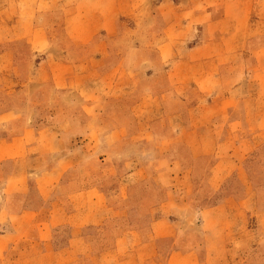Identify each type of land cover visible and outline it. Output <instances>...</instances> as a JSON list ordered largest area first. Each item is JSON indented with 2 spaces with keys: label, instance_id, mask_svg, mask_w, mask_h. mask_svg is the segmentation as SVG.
<instances>
[{
  "label": "crops",
  "instance_id": "0c3cea01",
  "mask_svg": "<svg viewBox=\"0 0 264 264\" xmlns=\"http://www.w3.org/2000/svg\"><path fill=\"white\" fill-rule=\"evenodd\" d=\"M8 1L1 12L23 18L0 23V45L15 46V55L0 52V264H111L110 258L115 264H264V212L240 166L222 152L236 138L229 127L248 122L231 120L228 98L221 112L213 109L217 87L242 83L228 78L237 72H226L225 36L207 39L219 52L205 54L196 38L185 48L177 36L173 47L181 55L167 60L161 52L157 68L123 71L134 81L128 91L117 83L124 55L115 67L106 66L124 43L120 12L98 14L91 38L85 20L70 21L62 10L64 33L55 48L57 38L47 37L48 26L33 8ZM241 28L234 54L245 50L246 17ZM261 53L253 55L256 61ZM39 57L35 68L24 70L23 61ZM67 57L70 62L57 61ZM254 77L259 92V65ZM27 82L35 86L25 88ZM258 98L251 115L261 118ZM219 126L222 133L226 128L221 137ZM159 141L180 144L153 150ZM231 173L243 191L199 206ZM107 181L110 193L101 189ZM135 190L147 199L133 201ZM109 220L148 224L118 230L110 255L96 256L82 232L99 231ZM61 231L66 239L57 247Z\"/></svg>",
  "mask_w": 264,
  "mask_h": 264
},
{
  "label": "rangeland",
  "instance_id": "374dc122",
  "mask_svg": "<svg viewBox=\"0 0 264 264\" xmlns=\"http://www.w3.org/2000/svg\"><path fill=\"white\" fill-rule=\"evenodd\" d=\"M8 0H0V7L4 2ZM23 2L22 5L32 7V12L35 14V18L38 22L45 23L48 28L46 29V35L49 38H57L53 40V43L60 45V37L63 36L64 31L61 22V11L64 10L68 15L67 19L70 21L82 19L87 23V28L92 37H96L97 28L96 23L97 15L104 14L109 15L112 12H120L121 18L119 19V32L124 39V43L119 45V49H115V54L118 51V55L106 62L108 68L115 67L118 61V57L124 55V60L121 62V76L118 78L119 84L126 87L128 91H131L132 84H134L129 77L123 74V71L139 70L140 68L146 69L149 66L157 68V55L163 52L165 59L169 60L175 56L181 55L177 53V48L173 46V41L179 37L184 40L185 48L194 44L195 40L199 44L198 49L200 54L207 52L217 53L219 50L215 47H207V39L225 36L226 43L224 44L230 55L229 65L230 68L226 72L235 70L237 74L235 77L230 78L233 80L232 84H236L240 80L242 83L236 86L230 87L219 86L215 91V103L213 109L215 113L221 112L225 109L227 102V111H229L232 121H241L246 118V122L243 126L232 124L229 127L230 139L223 148L222 152H228L232 155L230 159L233 160L232 165L240 166L241 178L244 182L252 187L253 194L258 196V204L261 211L264 212V89H260L259 92L254 91L256 88L257 78L256 74L257 66L259 65L261 71L264 72V26L261 22H264V0H18ZM10 2V1H8ZM116 7V9H115ZM26 9V8H24ZM191 9H194L192 12ZM57 13V14H56ZM18 16L19 19L23 18V14H15L11 12L3 13L0 10V23L7 21L10 17ZM225 17V20L216 24H211L214 20ZM246 17V24H249L250 29L247 30V37L245 38V50L241 53L235 51L237 48V40H241L243 28L241 23L243 18ZM262 26V27H261ZM183 27L188 31H184ZM182 29V33L178 35V30ZM190 30V31H189ZM180 31V30H179ZM185 32V33H184ZM43 36L42 32H39ZM185 34V35H183ZM192 38V39H191ZM220 48V46H218ZM25 51V49H24ZM0 52H8L15 55V46L9 44L7 46L0 45ZM54 52V50H53ZM261 58L256 61L253 55ZM175 55V56H174ZM72 58V57H71ZM71 58L67 57L65 60H57L65 63L67 60L70 62ZM41 61V57L23 61L22 65L30 70L36 67V64ZM57 63V62H56ZM53 69L58 68L54 63H51ZM148 64H151L147 66ZM167 64V63H166ZM34 65V66H33ZM39 78L33 77L32 80H38ZM228 80V81H230ZM56 81V80H55ZM53 81V84L55 83ZM41 83V82H40ZM50 83V82H49ZM35 83H24L25 88L28 85ZM24 87V86H23ZM229 96V97H228ZM231 96V97H230ZM258 98V104H260V110L262 117H253L251 113V106L254 105V98ZM206 95L201 94L200 100H205ZM193 100V99H192ZM245 104V105H244ZM255 120V122H253ZM252 121V122H251ZM219 137L226 132L224 127V133H222L221 126L218 131ZM154 149H166V147H172L179 145V142L159 141L152 142ZM172 143V144H170ZM170 144V145H169ZM207 148V146H203ZM139 150L134 148L132 151L134 154ZM125 152V151H124ZM140 160L138 159V163ZM204 162V161H203ZM204 164V163H201ZM92 166V165H91ZM240 179L237 174L231 173L224 184L222 190L216 195L206 194L204 199L200 200L199 206H207L210 203L218 201L222 196L233 195L238 196L243 190L239 185ZM106 183V184H105ZM110 182H104L101 189L107 193L111 190ZM133 201L140 202L146 200L142 190H135ZM257 200V199H256ZM148 206L138 209V212L149 210ZM142 214V213H141ZM147 213H144V217H147ZM264 216V214H263ZM263 222H264V217ZM126 222V221H125ZM123 222L106 221L103 226L99 228V231L94 229H86L82 232L85 236L87 244L93 253L98 256L104 253L109 254V250L115 246L118 230H123L126 227H147L148 221H132L131 224ZM58 241L56 246H62L66 237L64 231L58 233ZM110 258V257H109ZM107 258L112 260L111 264H115L114 258Z\"/></svg>",
  "mask_w": 264,
  "mask_h": 264
}]
</instances>
